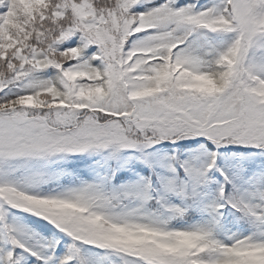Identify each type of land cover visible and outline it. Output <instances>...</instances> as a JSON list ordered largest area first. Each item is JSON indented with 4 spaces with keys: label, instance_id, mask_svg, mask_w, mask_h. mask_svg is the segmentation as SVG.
Listing matches in <instances>:
<instances>
[{
    "label": "snow or ice",
    "instance_id": "1",
    "mask_svg": "<svg viewBox=\"0 0 264 264\" xmlns=\"http://www.w3.org/2000/svg\"><path fill=\"white\" fill-rule=\"evenodd\" d=\"M0 264H264V0H0Z\"/></svg>",
    "mask_w": 264,
    "mask_h": 264
}]
</instances>
